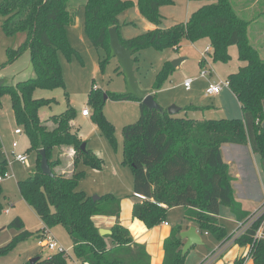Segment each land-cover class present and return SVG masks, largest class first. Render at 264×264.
I'll return each mask as SVG.
<instances>
[{
  "label": "trees",
  "instance_id": "trees-1",
  "mask_svg": "<svg viewBox=\"0 0 264 264\" xmlns=\"http://www.w3.org/2000/svg\"><path fill=\"white\" fill-rule=\"evenodd\" d=\"M68 1L0 0V21L4 32L9 36L23 31L27 33L26 40L17 49L7 51L5 65L29 51L34 73L33 78L15 85L0 84V97L3 94L10 96L15 121L22 126L28 138L29 150L37 152L33 174L18 182L19 193L40 218L44 229L63 227L70 237L72 252L79 264H150L151 258L144 245L134 242L128 229L118 221L121 199L107 194L93 200L84 191L78 190L79 182L85 177L82 170L75 169L69 175L56 172L61 161L53 160L52 155L58 147L74 150V168L79 163L95 170L102 168L101 158L87 147L81 149L84 142L70 126L76 111L68 106L63 113L50 117L53 123L50 127L41 121L39 110L54 100L33 97L37 89L64 88L58 54L62 53L67 59L77 55L66 34L67 28L75 24V12L69 8ZM194 1H200L201 5L186 22L162 29L163 17L159 9L172 5L174 0H137L139 14L155 28L124 39L120 34L124 24L119 22L118 17L133 7V2L86 0L84 31L92 46L106 53V58L99 61L101 71L111 58L108 30L112 27L117 28L122 46L133 50L134 64L142 50H178L185 40L194 43L206 39L214 62H227L228 48L233 45L237 47L238 59L244 64L228 76V81L229 89L240 105L241 119L200 122L189 118L186 113L177 117L169 115L163 108L162 111L149 109L131 95L111 96L115 100H135L140 107L139 120L124 126L122 130L123 163L132 170V196L139 198V202L133 205L132 217L141 220L147 228H152L166 220L169 209L183 207L184 219L195 224L201 233L207 232L213 236L221 245L230 235L219 223L220 207L229 208L237 221L246 220L251 215L234 200L233 177L229 174V166L223 161L221 146L248 144L252 153L260 157L264 169V59L250 42L249 21L238 13L231 0ZM174 69L171 62L163 64L156 75L153 91L162 88ZM101 98L102 94L89 95L94 111L93 120L112 142L113 130L101 114ZM194 109L197 107L189 106L183 111ZM40 149L45 151L49 168L54 174L52 177L40 170ZM6 169V161H2L0 174L5 173ZM2 197L0 188V214L3 210ZM94 216L116 218L110 235L99 234L92 220ZM7 226L15 229L17 234L0 248V257L34 235L25 229L19 217L11 220ZM255 228L256 225L234 244L247 247V256L254 264H264V240H254ZM180 232L181 227L175 226L164 241L163 264H184ZM39 234L40 231L35 235ZM245 259L243 256L234 264H243ZM34 264H72V261L63 252L54 253L48 258L39 257Z\"/></svg>",
  "mask_w": 264,
  "mask_h": 264
},
{
  "label": "rangeland",
  "instance_id": "rangeland-1",
  "mask_svg": "<svg viewBox=\"0 0 264 264\" xmlns=\"http://www.w3.org/2000/svg\"><path fill=\"white\" fill-rule=\"evenodd\" d=\"M133 2V7L126 13L127 19L136 15V27L124 29L123 35L134 37L144 32L147 21L142 19L137 11V0H123ZM86 0H69V8L75 12V24L66 30L70 46L77 51L67 59L62 53L58 54L61 64L64 88L54 90L37 89L33 97L35 99L54 100L50 105L41 107L39 117L42 122L50 124V117L63 113L66 108L72 107L78 113L81 110L89 109L91 115L88 119L81 118L80 114L74 119L73 131L78 132L81 140L87 144V148L96 152L102 160L101 170H95L89 166L79 163L77 169L85 172V177L79 182L78 190L84 191L88 196L102 197L112 194L116 198L131 202L134 198L133 174L131 168L123 163V127L137 122L140 118V107L135 100H115L113 95L126 93V80L122 68L116 58H110L109 62L101 71L99 61L106 58V53L101 49H95L88 40L84 31V5ZM233 6L246 20L249 21L248 36L251 44L259 51L264 59V0H231ZM201 5L200 1L174 0L169 6H162L160 14L164 16V27H170L177 23L186 22L187 18ZM122 34V33H121ZM27 38V33L17 32L11 36L7 35L0 21V84L15 85L17 82L25 81L34 77L29 51L24 52L11 64H7V51L17 49ZM209 47L206 40L191 43L183 41L179 51L172 49L162 52L151 48L140 51L138 61L134 64L135 77L139 88L147 94L151 91L154 78L164 62H173L184 58L172 71L169 79L154 97L157 103L167 111L174 105L179 108L187 106L204 107L209 109L205 112L188 113V117L197 121L216 119H241L242 111L238 101L230 89H225L219 96L209 97L204 94L208 84L217 81H228V76L238 70L244 63L238 59L237 47L228 48L229 60L227 62H214L211 54L204 53ZM168 60V61H166ZM5 65V66H4ZM202 72L206 74L202 77ZM191 79L190 91L184 90V80ZM90 93L102 94L101 114L111 125L113 130L112 142L109 141L94 122L93 106L89 102ZM66 94V95H65ZM0 163L6 161V173L8 177L0 182L3 197L2 213L0 214V248L7 245L17 234V231L8 228V223L19 217L26 230L34 233L30 238L19 242L10 252L0 257V264H26L30 260L42 257L48 258L55 251H50L41 245L40 237L35 234L43 228L40 218L34 210L22 199L18 189V182L25 180L33 174L35 169V151L29 150L30 143L22 126L15 121L11 99L8 94L0 97ZM168 102H171L170 104ZM175 116H185L184 112L176 113ZM16 129L22 130L16 135ZM16 142L18 147L12 149V143ZM245 151V150H244ZM14 154H25L27 163L22 164L13 159ZM226 160H235L231 149L223 150ZM75 155V153H74ZM71 154L70 159L74 157ZM242 174L235 183L233 196L234 200L243 202L246 208L255 207L264 201V169L260 157L249 150L239 156ZM64 168V164L62 166ZM229 168L230 176L239 174V167L235 162ZM57 173H62L60 167L56 168ZM232 173V174H231ZM235 178V177H233ZM236 194L237 199H235ZM8 209L7 214L4 211ZM175 213V212H174ZM220 222L226 234L229 236L237 229V222L227 207H220ZM54 238L71 259L72 264H78L72 252L70 237L61 226H55L49 230ZM204 244L193 247L185 257V264H195L197 260L206 258L210 251L216 250L211 244L215 240L210 237H203ZM241 253V257L248 253L247 247ZM229 250V249H228ZM231 256L235 249H230ZM225 252L215 264H220L227 257ZM247 255V254H246ZM230 256V255H229ZM228 256V257H229Z\"/></svg>",
  "mask_w": 264,
  "mask_h": 264
},
{
  "label": "crops",
  "instance_id": "crops-1",
  "mask_svg": "<svg viewBox=\"0 0 264 264\" xmlns=\"http://www.w3.org/2000/svg\"><path fill=\"white\" fill-rule=\"evenodd\" d=\"M128 10H130V9H128ZM128 10L124 11L123 13H121L119 15V17H118L119 22L121 24H124L120 28V34L122 33L121 37L124 38V39L133 38V36L129 37L128 35H126V36L123 35L124 29L129 28V27H136V23L135 22L141 20L136 15H134L132 17H129L130 19H127L126 13L128 12ZM137 11H138V8H137ZM138 14H139V11H138ZM139 16L142 19H144L140 14H139ZM162 17H163V19H162V23L160 25V28H162V29L169 28V27H164L163 26V22H164L165 18H164L163 15H162ZM145 21H147V20H145ZM154 28H155V26L148 22V24L144 28L145 29L144 32H146L148 30H151V29H154ZM144 32H141V34L144 33ZM202 40H206V39H202ZM202 40H199V41H202ZM199 41H197V42H199ZM194 43H196V42H194ZM207 43H208V46H209V42L208 41H207ZM168 50L170 51V49H168ZM164 51H167V50H164ZM164 51H161V52L163 53ZM173 51H179V49L178 50H173ZM139 53L137 54V56L139 55ZM180 59H183V61L185 60L184 58H180ZM166 61H168V60H166ZM163 64H162V66H163ZM161 67H160V69H161ZM159 70H158V72H159ZM157 73H156V75H157ZM156 75H155V78H156ZM155 78H154V81H155ZM182 86H183V84H182ZM191 87H192V83H191L189 89H186L183 86L184 90H186V91H190ZM225 89H223V91ZM227 89H229V88H227ZM158 91H160V90H158ZM158 91H153V89L151 88V91L148 94H152L154 97H157ZM223 91L220 94L216 95V96L221 95L223 93ZM204 94H205V91H204ZM168 103L170 104L171 102H168ZM138 104H139V102H138ZM187 107H189V106H187ZM183 109L184 108H180L179 112H184ZM207 110H209V109H206L205 107H204V109L200 108V107H197V109L190 110L189 113L190 112L191 113L205 112ZM81 111H80V113H78L76 111L77 112V116H78V114H80L81 118L88 119L89 117H83L81 115ZM184 113H186V112H184ZM186 114L188 115V113H186ZM48 126H50V127L53 126V123L50 122V124ZM70 126L72 128L74 127V120L71 121ZM86 147H87V144H86ZM224 148H226L227 150H229V148L231 149V152L233 153V157H234L235 160H231V159L226 160L224 158V153H223ZM88 150H90V149H88ZM220 150H221V155H222L223 161L229 166L230 170H232L231 167H232V165H235V162L237 163V165H238V167L240 169L239 174L238 173L237 174H232L231 173L232 175H234L232 177H235V178H233V182H232V187H233V191H234V186H235V183H237V181L239 179V175L241 177H242V175L246 177V174H242V167H241V162H239V156L243 155L248 150L250 152H252V151H251L250 146L248 144L247 145L224 144V145L221 146ZM90 151L93 152L92 150H90ZM71 152L74 155V150L73 149H71L69 147H58V148H55L53 150V155H52L53 160H55V159L57 160L58 159V160L61 161V165L59 166L60 169H61V172L65 173L67 175L71 174L75 169L78 170L77 169L78 165H77L76 168H74V166L72 165L73 158L70 159V156H69L71 154ZM35 153H36V156H35V165H36L37 152L35 151ZM93 153L97 154L96 152H93ZM63 164H64V168H62ZM234 195L236 197L235 192H234ZM235 199H237V197ZM136 202H139V198H137V197H134L131 202H128V201L122 199V202L120 203V205H121V213H120V217H119L118 221H119L121 226H123L126 229H128V231L130 232V235L133 238L134 242H136L138 244H141V245H144L146 252L148 253V255L151 258L150 264H163V259H164V241L170 236V234H171V232H172V230H173V228L175 226H180L181 227V232L187 231L191 227H195V229L197 230V232L199 233L200 238H201V244L200 245L204 244L203 237H210L211 236L207 232H202L201 233L200 230L198 229V227L195 224H193L192 222H188V221H186L184 219V208L183 207H175V208L169 209L168 212H167V218H166V220L164 222H162V223H160V224H158V225H156V226H154L152 228H147L146 225L141 220L135 219V218L132 217V208H133V205ZM237 202H239L241 204L243 211H246V212H249V213L254 212L261 205V203H260V204H258L255 207L246 208L244 206L243 202H241L239 200ZM6 210H8V209H6ZM8 212H9V210H8ZM92 220H93L94 225L98 229H106V230H110L114 226L116 221H117L115 217H105V216H94L92 218ZM218 220H220V215H218ZM234 220L237 222V225H238L239 221L236 220L235 216H234ZM219 223L221 224L220 221H219ZM43 229H44V225H43V228L41 230H39L40 234L38 236L41 237V238H43V236H44L43 232H42ZM211 237L213 238V236H211ZM182 241H183V244H184L185 241L184 240H182ZM219 245H220V242H218L216 240H215V243L211 244V246L213 248H217ZM195 246H199V245L192 246L190 248V250L193 247H195ZM71 247H72V245H71ZM233 248L235 249V252L232 253V256H231V251H229V250L233 249ZM241 248L242 247H240L239 245H236V244L232 245L231 248H229V250H227L228 251V253H227L228 255H227L225 261L220 263V264H234V262L236 260L241 258V254L239 255ZM189 251H187V253L185 254L184 257H186V255L188 254ZM181 252H182V249H181ZM214 252H215V250L210 251L206 258H203L202 260H197L195 262V264H202V262L205 261L207 258H209L211 256V254L214 253ZM246 254L247 253L244 254V257L246 259H245L243 264H254L252 262V260L249 259ZM219 259H217L212 264H215ZM78 264H79V262H78Z\"/></svg>",
  "mask_w": 264,
  "mask_h": 264
},
{
  "label": "water",
  "instance_id": "water-1",
  "mask_svg": "<svg viewBox=\"0 0 264 264\" xmlns=\"http://www.w3.org/2000/svg\"><path fill=\"white\" fill-rule=\"evenodd\" d=\"M109 34V51H110V57L116 58L118 63L120 64V67L122 68V73L126 80V93L127 95L134 96L137 98L141 103L149 108V109H155L162 111V107L157 103L154 96L152 94H147L145 91L141 90L139 88L137 79L135 77L134 72V61L132 58L133 50H127L125 49L119 39V35L117 32L116 27H112L108 30ZM183 59H177L173 62H171V65L175 68L177 67ZM180 108L172 105L167 109V113L169 115H175L178 113ZM81 149H86V144H81ZM40 155V170L43 174L48 176H54L52 171L49 168L48 160L45 154V151L43 149H40L38 151ZM100 197L93 196V200H97ZM99 234L101 236L110 235L111 231L106 229H99ZM180 238L185 241L182 247L181 256L184 257L187 251L194 246V245H200L201 244V238L195 227L189 228L187 231H183L179 234ZM245 250V248L240 249L239 255ZM39 257L34 258L30 260L29 264H34Z\"/></svg>",
  "mask_w": 264,
  "mask_h": 264
},
{
  "label": "built area",
  "instance_id": "built-area-1",
  "mask_svg": "<svg viewBox=\"0 0 264 264\" xmlns=\"http://www.w3.org/2000/svg\"><path fill=\"white\" fill-rule=\"evenodd\" d=\"M211 47H207L204 53H210ZM205 72H202V77L205 75ZM192 81L191 79H187L184 81L183 86L186 89L190 88ZM229 88V81H217L208 84L205 89V94L209 97L215 96L220 94L223 89ZM81 115L83 117H90L91 113L89 109L85 108L81 111ZM258 123V122H257ZM16 135H20L22 130L16 129L14 131ZM18 144L16 142L12 143V149H16ZM13 153V152H12ZM13 159L18 161L22 164L27 163V156L25 154H14ZM8 177V174L5 172L0 174V182L5 180ZM5 214L8 213V210L4 211ZM256 225V228L253 231V238L256 241L264 240V201L261 205L251 213L248 219L239 221L236 231L230 235V238L226 240L223 244L219 245L214 253L211 254L209 258L202 262V264H212L217 259H219L232 245H234L235 240L239 239L243 236L249 229L253 228ZM49 229L45 228L43 231V238L41 239V245L47 247L50 251H55L56 253H63L65 252L61 247L58 246L54 238L49 234ZM66 253V252H65Z\"/></svg>",
  "mask_w": 264,
  "mask_h": 264
}]
</instances>
